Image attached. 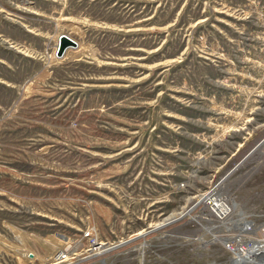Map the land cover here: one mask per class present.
Listing matches in <instances>:
<instances>
[{
  "label": "rangeland",
  "instance_id": "374dc122",
  "mask_svg": "<svg viewBox=\"0 0 264 264\" xmlns=\"http://www.w3.org/2000/svg\"><path fill=\"white\" fill-rule=\"evenodd\" d=\"M214 184L264 215V0H0V264H230L160 224Z\"/></svg>",
  "mask_w": 264,
  "mask_h": 264
},
{
  "label": "built area",
  "instance_id": "2783aa9c",
  "mask_svg": "<svg viewBox=\"0 0 264 264\" xmlns=\"http://www.w3.org/2000/svg\"><path fill=\"white\" fill-rule=\"evenodd\" d=\"M215 185V184H214ZM213 186L208 187L201 192H194L186 196L183 204L177 207L172 213V220L164 223H173L184 220L201 231L198 244L203 240L204 234L209 236L219 231L231 232L228 236L229 241L225 243V250L231 255H242L254 258L261 257L264 254V219L258 223L264 215H251L244 211H236L232 207L230 200L218 193ZM178 187L185 190L186 180L181 181ZM238 220V222L234 221ZM90 232L85 233L88 236ZM214 238V235L213 237ZM95 241H92V244ZM230 264L234 263L231 260ZM61 257H65L64 254Z\"/></svg>",
  "mask_w": 264,
  "mask_h": 264
},
{
  "label": "bare ground",
  "instance_id": "6f19581e",
  "mask_svg": "<svg viewBox=\"0 0 264 264\" xmlns=\"http://www.w3.org/2000/svg\"><path fill=\"white\" fill-rule=\"evenodd\" d=\"M59 35V34H58ZM58 37V36H57ZM216 187H218L217 186V184H215L214 185V188H216ZM217 189V188H216ZM232 205V204H231ZM172 218H173V215H172V213H170V214H168L167 216H165L161 221H160V224L161 225H163L164 223H166V222H168V221H170V220H172ZM234 221H236V220H234ZM236 222H238V220L236 221ZM141 231H139V233H140ZM94 243H96L97 245L96 246H94V247H92L91 248V250H97V249H99V248H101V247H103V245H102V242H94ZM105 248H108V247H105ZM63 254V253H62ZM60 255V254H59ZM264 257V254H263V256H262V258ZM57 258V257H56ZM259 258L260 257H257V256H255L254 258H252V257H249V255H245V256H242V255H234V256H231V260H232V262H234V263H237V262H239L240 264H264V260L262 259V262L261 261H259ZM64 259H66V257L64 258ZM64 259H62V260H60V261H63ZM59 260L56 262V263H58V262H60Z\"/></svg>",
  "mask_w": 264,
  "mask_h": 264
},
{
  "label": "water",
  "instance_id": "95a60500",
  "mask_svg": "<svg viewBox=\"0 0 264 264\" xmlns=\"http://www.w3.org/2000/svg\"><path fill=\"white\" fill-rule=\"evenodd\" d=\"M76 45L77 42L73 38L64 33H61L57 37L54 54L56 57H61L67 48L75 47ZM101 264H105V262L101 261Z\"/></svg>",
  "mask_w": 264,
  "mask_h": 264
}]
</instances>
